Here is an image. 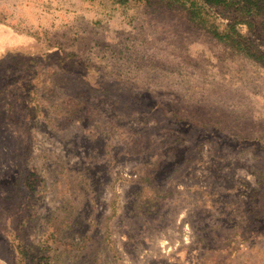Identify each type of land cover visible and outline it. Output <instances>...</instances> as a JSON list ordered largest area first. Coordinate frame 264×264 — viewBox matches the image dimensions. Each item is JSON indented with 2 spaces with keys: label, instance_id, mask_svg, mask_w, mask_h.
<instances>
[{
  "label": "rangeland",
  "instance_id": "374dc122",
  "mask_svg": "<svg viewBox=\"0 0 264 264\" xmlns=\"http://www.w3.org/2000/svg\"><path fill=\"white\" fill-rule=\"evenodd\" d=\"M0 0V264H264V10Z\"/></svg>",
  "mask_w": 264,
  "mask_h": 264
},
{
  "label": "trees",
  "instance_id": "16d2710c",
  "mask_svg": "<svg viewBox=\"0 0 264 264\" xmlns=\"http://www.w3.org/2000/svg\"><path fill=\"white\" fill-rule=\"evenodd\" d=\"M113 5L124 6L130 2L133 3H148L150 0H109ZM168 6L180 7L184 10L188 20L199 28L207 31L217 41L228 40V36L221 35L211 25L207 24V19L203 12V7H228L229 0H166ZM241 8L246 12L260 13L264 10V0H238ZM250 59L262 63L263 56H256L254 54H247Z\"/></svg>",
  "mask_w": 264,
  "mask_h": 264
}]
</instances>
